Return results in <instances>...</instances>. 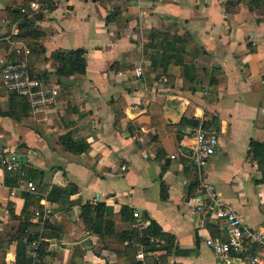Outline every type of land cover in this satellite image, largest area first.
I'll use <instances>...</instances> for the list:
<instances>
[{
    "label": "crops",
    "instance_id": "crops-1",
    "mask_svg": "<svg viewBox=\"0 0 264 264\" xmlns=\"http://www.w3.org/2000/svg\"><path fill=\"white\" fill-rule=\"evenodd\" d=\"M224 1L57 0L42 8L37 26L45 51L33 55L32 67L59 88L57 103L42 113L30 107L22 119L2 114L10 92L0 64V155L24 154L37 186L7 185L0 165V264H16L15 235L24 219L30 230L53 233L41 264H142L140 246L129 248L115 235L102 240L88 228L81 218L87 201L105 202L117 231L155 219L174 234L178 246L168 257L161 249L144 250L150 263L229 264L207 243L225 238L220 222L201 224L189 205L198 178L191 130L213 116L219 144L204 177L247 226L264 233V12L243 6L227 13ZM10 4L0 0V56L13 54L19 41L12 38L17 25L7 14ZM165 27L191 33L186 60L193 81L181 64L151 67L148 34ZM77 48L85 49L86 72L57 75L52 53ZM66 133L88 142V150L67 149ZM253 141L260 143L256 150ZM71 184L76 192L46 198L53 185ZM26 191L34 196L25 211ZM124 206L140 216L123 219ZM36 211L49 215L54 230L45 229Z\"/></svg>",
    "mask_w": 264,
    "mask_h": 264
},
{
    "label": "trees",
    "instance_id": "trees-1",
    "mask_svg": "<svg viewBox=\"0 0 264 264\" xmlns=\"http://www.w3.org/2000/svg\"><path fill=\"white\" fill-rule=\"evenodd\" d=\"M32 2L39 3L41 11L34 12L31 8ZM56 4L57 0H12L11 4L7 7L11 23L16 22L17 25V33L12 38L23 41L28 46L30 50L28 64L31 75L40 80L42 77H47V75L38 76L32 67L35 60L33 55L45 51L44 46L39 41L44 32L37 26V21L43 18V7L52 9ZM224 5L227 13H235L243 6H248L251 10L259 9L261 12H264V0H226L224 1ZM190 39L191 33L187 30L183 33L178 32V30H172L171 27H165L163 29L153 28L150 30L145 49L153 50L150 53L152 60L151 67H162L165 71L171 62H175L183 66L184 77L193 81L196 76L192 72L191 64L186 60V45ZM10 56L16 58L15 52ZM51 59L52 65L56 69L55 72L59 76L83 74L87 69L85 49L83 48L71 50L58 49L52 53ZM215 81L216 78L210 79V83H215ZM29 110L30 103L25 96L16 92H10L9 107L7 110L1 111V113L22 119L28 115ZM215 120L216 117L213 116L211 119L206 120V123L216 126ZM194 123L197 124L198 120L194 121ZM61 139L66 148L73 152H85L89 148L88 142L84 139H74L70 133L62 135ZM259 145L260 143L253 141L252 149L256 150ZM5 155H0V165H2L1 158ZM22 165L28 171L29 177L33 179V170L25 162ZM5 171V183L7 185L16 186L20 184L21 177L18 174L7 169ZM76 187L74 184H71L69 187L53 185L46 198L51 201L60 200L65 193L70 194L71 192H76ZM24 194L27 202L26 211L34 195L27 191ZM107 209L105 202L92 203L87 201L82 203L81 218L88 228L99 234L102 240L106 236L115 235L120 241H126V245L129 248L133 245L136 249L139 246L140 248L143 247L145 251L161 249L165 251L163 257H168L177 248L178 242L176 236L165 231L155 219H151L149 225L143 228L130 226L117 231L115 220L107 216ZM121 214L123 219L130 222L134 221V212L129 206H124ZM31 224L28 219H24L20 222L18 230L16 231L15 236L18 238L16 264H33L31 256L27 253L29 243L34 239H38L40 241V251L43 255L47 245L46 238L53 235V233H46V230L43 232L30 230ZM44 225L45 229L52 228L54 230V225L49 219L46 220Z\"/></svg>",
    "mask_w": 264,
    "mask_h": 264
},
{
    "label": "built area",
    "instance_id": "built-area-1",
    "mask_svg": "<svg viewBox=\"0 0 264 264\" xmlns=\"http://www.w3.org/2000/svg\"><path fill=\"white\" fill-rule=\"evenodd\" d=\"M31 6L37 10L40 5L37 2H32ZM29 51L28 46L23 41H18L14 47L16 58L8 57L5 54L0 56L2 82L9 92H16L25 96L34 113H42L57 103L59 88L54 85H47L39 78L31 75L28 64ZM136 74L142 75L140 67L136 68ZM191 132L194 138L191 160L198 178L196 191L189 198L190 209L199 215L201 224L215 219L220 222L225 231L224 239L209 237L207 243L217 254L224 256L229 264L234 259L246 264H264V233L247 226L235 207L222 201L216 185L204 177V168L209 164L219 144L218 128L213 124L206 123L205 120H201L192 128ZM10 155L2 156L1 164L3 167L18 174L21 177L22 186L35 191L37 189L36 183L29 177L28 171L22 165L23 162L17 157L11 158ZM36 213L41 217V222L44 225L49 215L41 211H36ZM134 216L138 218L140 211L135 210ZM145 225L146 222L143 220L137 219L134 222L136 227H144ZM29 246V254L33 264L40 263L42 260L40 241L34 239L29 243ZM136 257L142 261V264H155L149 262L143 247L137 251Z\"/></svg>",
    "mask_w": 264,
    "mask_h": 264
},
{
    "label": "water",
    "instance_id": "water-1",
    "mask_svg": "<svg viewBox=\"0 0 264 264\" xmlns=\"http://www.w3.org/2000/svg\"><path fill=\"white\" fill-rule=\"evenodd\" d=\"M10 157H17V159L21 160L22 162H26V156L24 154L11 153Z\"/></svg>",
    "mask_w": 264,
    "mask_h": 264
},
{
    "label": "rangeland",
    "instance_id": "rangeland-1",
    "mask_svg": "<svg viewBox=\"0 0 264 264\" xmlns=\"http://www.w3.org/2000/svg\"><path fill=\"white\" fill-rule=\"evenodd\" d=\"M10 1H12V0H10ZM31 8L33 9L34 12H36L35 8H33L32 6H31ZM38 10H41L40 6H39V9H38ZM7 14L9 15V13H7ZM11 25H12L11 23L8 24V28H9V29L11 28ZM16 41H17V40H16ZM7 56H8V57H11L10 55H7ZM45 78H46V77H45ZM42 82H43V81H42ZM43 83H45V82H43Z\"/></svg>",
    "mask_w": 264,
    "mask_h": 264
}]
</instances>
